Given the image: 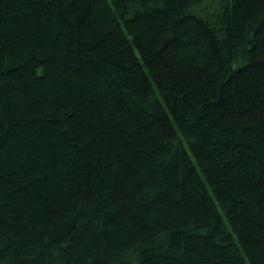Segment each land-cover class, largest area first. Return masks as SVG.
I'll list each match as a JSON object with an SVG mask.
<instances>
[{
	"label": "trees",
	"instance_id": "1",
	"mask_svg": "<svg viewBox=\"0 0 264 264\" xmlns=\"http://www.w3.org/2000/svg\"><path fill=\"white\" fill-rule=\"evenodd\" d=\"M0 264H264V0H0Z\"/></svg>",
	"mask_w": 264,
	"mask_h": 264
}]
</instances>
